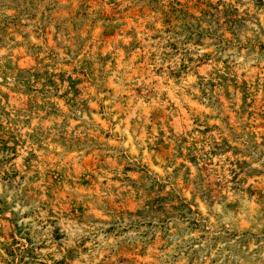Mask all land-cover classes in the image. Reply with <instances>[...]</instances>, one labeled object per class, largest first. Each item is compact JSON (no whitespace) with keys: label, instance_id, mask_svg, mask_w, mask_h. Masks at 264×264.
Here are the masks:
<instances>
[{"label":"rangeland","instance_id":"rangeland-1","mask_svg":"<svg viewBox=\"0 0 264 264\" xmlns=\"http://www.w3.org/2000/svg\"><path fill=\"white\" fill-rule=\"evenodd\" d=\"M0 264H264V0H0Z\"/></svg>","mask_w":264,"mask_h":264}]
</instances>
